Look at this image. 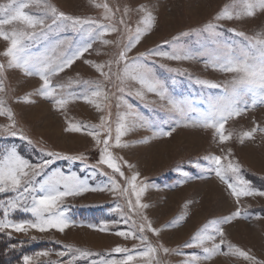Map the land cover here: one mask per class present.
<instances>
[{
	"label": "rangeland",
	"instance_id": "1",
	"mask_svg": "<svg viewBox=\"0 0 264 264\" xmlns=\"http://www.w3.org/2000/svg\"><path fill=\"white\" fill-rule=\"evenodd\" d=\"M6 0H0L5 3ZM33 6L26 9L33 15L45 18V24L51 25V18L45 16V10L35 6L36 0H31ZM59 12L81 19H92L99 23H112L118 32L105 36L103 39L113 41L104 45L99 41L77 59L69 68L50 77L54 86L63 85L62 94L66 97L81 96L88 93L90 83L103 82L104 90L109 94L103 110H97L93 105L76 99L70 102L64 110H56L50 99L40 95L42 81L39 76H26L19 69L7 67L8 58L2 53L8 47V42L0 39V64L5 65L3 76L0 77L5 88L0 97L10 108L16 124V129L31 140H21L19 136L0 133V158L6 150L15 148L19 155L32 164L46 159L53 162L44 170L37 181L46 179L54 173L75 175L93 187L104 186L114 177L122 187H128L126 180L113 173L106 165L99 164L101 144L97 146L91 136L83 132L66 131L69 123L88 125L89 129L102 131L101 118L107 121L111 128L113 141L116 128L120 123L126 125V134L122 142L129 144L127 148H112L117 157H122L129 164V169L123 167L124 177L130 179L139 173L137 186L147 185L141 197V202L150 207L144 214L152 222V226L162 229L157 237L151 232L145 235L153 247L158 249L155 260L158 264H187L191 256L200 257L198 264H251L236 255L215 254L205 259L203 247H212L206 243L203 247H187L189 242L206 226L222 220L237 209L235 198L227 185L223 183L205 159L212 155H225L230 150L231 159L240 167L241 176L257 191H264V131H257L251 139L240 142L243 132L254 127L264 129V104L258 102V97L251 91L246 92L241 100L249 105L248 111L239 117L229 119L225 125L226 133H232V138L221 145L213 129L200 126H183L190 121L199 119L210 110L211 104L227 95L223 87L234 74L214 70L212 63L215 56L223 57L227 48L231 47L235 55H240L241 49H247L249 44L256 49L264 46L257 40H264V10L257 9L252 17L241 16L239 19H220L216 17L227 8L233 13L241 12L245 2L256 3L258 0H46ZM107 4L113 20L104 19ZM143 8L155 16V26L144 36L140 43L129 53V57L143 56L152 51L183 50L194 58L188 60H170L155 55H148L143 61L152 69V75L163 85L166 96L163 100L132 80L121 84L116 76L104 82L89 63H104L114 61L120 51L116 41L127 42L128 33L119 21L123 19L133 32L146 15ZM127 10V15L125 11ZM59 23V22H58ZM69 26L63 30L52 25L46 36L28 41L29 51L38 57H49L59 62L70 54L77 45L88 39V25L74 31ZM212 24L216 26V34L204 29ZM12 25L5 26L11 30ZM23 29V25H15ZM29 31H31L29 29ZM39 32L40 29H37ZM187 33V35H184ZM235 33H243L236 35ZM179 37V39H175ZM175 45V47H174ZM255 51V49H253ZM209 62V63H206ZM174 69L176 71H169ZM106 72L108 68L104 69ZM123 63L112 64V72L122 73ZM197 80L216 83L222 87L212 89L196 83ZM123 87L124 91L119 89ZM143 96H138L137 92ZM230 91V89H229ZM24 100H31L25 103ZM169 100L181 102L183 111L172 108ZM255 103V107L252 104ZM10 121L6 116H0V127L7 126ZM175 129L170 137L160 133ZM105 134L99 139L103 140ZM147 141V142H145ZM58 153L61 156H83V160H65L50 158L46 153ZM227 161H225L226 163ZM196 165H199L197 167ZM9 199H16V194L6 192L0 194V204ZM135 200L134 196H120L110 191H89L78 196H70L62 202V209L72 225L63 233L55 229L39 232L28 229L26 232H0V264H24V257L32 258L31 264H60L67 262L72 255L59 256L68 247L80 249L99 255L88 258H78L72 264H91L92 260H121L128 254H137L145 248L138 239H124L115 235L117 231H127L133 226L131 222L124 223L121 213L114 211L119 205L127 214V200ZM30 205V198L26 201ZM239 208L242 217L230 224L223 225L225 232L224 250L227 243L248 252L259 264H264V196L242 197ZM3 218L0 211V219ZM14 222H34L30 212L22 207L9 213ZM140 222L139 217H133ZM94 226V227H93ZM107 226V231L99 230ZM167 226V227H165ZM140 233L137 232V235ZM217 243L219 238H217ZM167 248L168 253L160 249ZM116 247L129 250L128 253H115ZM47 252L48 255H40ZM131 264H145L137 255ZM155 264V262H154Z\"/></svg>",
	"mask_w": 264,
	"mask_h": 264
},
{
	"label": "snow or ice",
	"instance_id": "2",
	"mask_svg": "<svg viewBox=\"0 0 264 264\" xmlns=\"http://www.w3.org/2000/svg\"><path fill=\"white\" fill-rule=\"evenodd\" d=\"M32 6L31 0H6L5 3H0V39L8 42V47L2 53L3 56L8 58L7 67L9 69H19L26 76H39V79L42 81L40 95L46 99H50L56 110H64L70 102L76 99H81L93 105L97 110H103L102 104H106L109 99V94L103 88V82H85L91 84L87 94L66 97L62 94L64 86H54L51 83L50 77L71 67L77 59L81 58L85 52H88L92 48L94 42L99 41L104 45L112 44L113 41L103 38L118 32L119 29L112 23L105 24L92 19H81L68 16L63 12H59L55 6L48 4L46 0H36L35 6L43 8L45 10V16L51 18V25L46 26L45 18L26 11V9ZM103 7L106 10L104 19L111 22L114 14L111 13V9H109L107 4H104ZM257 9L264 10V0H258L256 3L245 2L244 9L241 12L233 13L225 8L224 11L217 15L216 19L232 20L234 18L239 19L241 16L252 17L255 15ZM140 10L146 12V15L140 21L143 27L138 25L134 32L127 26L123 19L119 21L121 25H124V31L128 33V36L126 43L121 44L123 37L115 42L117 47L120 48V51L114 61H110L107 64L91 63L90 61H85V63H89L91 67L103 77L104 82L111 80L113 75L116 76V79L119 80L121 84L125 83L127 80H132L137 82L142 89H146L148 93H153L163 100L166 96L163 85L158 79L153 77L151 67L143 61L148 55H155L176 61L188 60L194 57L183 50L174 51L172 54L167 51H152L143 56L129 57V53L155 26V16L143 8ZM125 15H127V10L125 11ZM68 22H70V26L74 31L78 30V26L79 28H83L84 25H88V39L77 45L70 54L64 56L59 62H54L47 56L42 58L30 53L29 43L27 42L46 36L47 32L44 31L45 27L51 30L52 25H55L57 28L63 30V28L69 26ZM17 24L23 25V29H17L15 27ZM9 25L13 26L12 29L6 30L5 26ZM29 29L31 31H29ZM37 29H40V31L38 32ZM204 30L211 34H216V26L212 24H209ZM235 34L243 35V33ZM184 35H187V33ZM175 39H179V37ZM256 43L264 45V40H257ZM253 49H255V51H253ZM113 63L116 65L123 63L122 73L112 72ZM210 63H212L214 70L218 69L223 73L234 74L232 79L223 86L227 95L213 101L210 110L202 114L199 119L190 121L183 126H200L204 129H213L219 144L223 145L232 138V133H226L225 131L227 121L239 117L249 109V105L243 103L241 97L246 92L251 91L258 97V102L264 104V46L256 49V46L250 43L247 49H241L240 55H235L233 49L229 47L223 57L219 55L215 56ZM105 67L108 68L107 72L104 70ZM4 70L5 65L0 64V77L3 76ZM169 71L176 70L169 69ZM196 83L212 89L222 87L221 85L208 81L197 80ZM119 90L121 92L124 91L123 87H120ZM4 92L5 88L2 79H0V93ZM136 94L141 97L143 96V93L139 91ZM23 102L31 103L32 101L24 100ZM169 103L173 109L181 112L183 111L181 102L169 100ZM252 107H255V103L252 104ZM0 116H6L10 121L7 126L0 127V133L14 137L19 136L21 140H27L29 144L31 143V140H28L22 131L16 129L14 115L11 109L6 107V102L3 97H0ZM106 124L107 121L101 118L100 127L103 129V132L95 129L90 130L88 125L74 123H69L66 131L83 132L91 136L97 146L102 144L103 147L100 149L98 163L106 165L113 173L119 174L121 178L126 180L128 187H122L114 177L109 178L110 183L108 185L93 187L89 185L86 180H82L75 175L66 176L62 172L54 173L46 179L37 181L35 178L42 176L44 170L53 160L46 159L40 163L32 164L28 160L23 159L15 148L8 149L6 150V154L0 158V194L12 192L16 194V199H9L5 203L0 204V211H2L3 215V218L0 219V232L8 231L10 234L11 232H26L28 229H34L39 232L55 229L63 233L65 229L72 225V221L68 219L65 211L61 207L65 198L82 195L89 191H110L120 196L131 195L135 197V200H127V214H125L124 210L119 205L116 206L114 211H119L121 213V220H123L124 223L130 221L133 227L127 231H117L115 235L124 239H138L141 244L145 245V248L135 255L128 254L126 258L121 260H92L91 264H131V262L137 258V255L145 261V264H154V262L158 264V261L155 260L158 249L153 247L147 237L143 235L145 232H151L158 237L162 231V229L154 228L152 222L144 214V210L150 207L148 204L141 202V197L146 191L147 185L137 186L139 173H135L130 179L125 178L122 168L127 167L131 169L134 165L123 160L122 157L115 156L111 151L112 148L129 147V144L122 142V137L127 131L126 125L120 123L117 126L113 141L111 128L107 127ZM173 131H175L174 128L162 132L160 135L170 137ZM257 131H264V129H259V126H257L251 131L243 132L239 137L240 142L243 143L246 138H253ZM105 133V138L103 140L99 139V137ZM46 155L50 158L73 161L84 159L83 156H61L58 153L52 152H48ZM230 156L231 151L229 150L225 155H212L205 157V159L211 165L208 171L214 172L215 176L227 185L231 195L236 200L237 209L222 220L213 222L210 227L206 226L193 238L195 243L189 242L186 246L203 247L206 243L210 242L212 247H203L205 259L211 258L217 253L223 255L233 254L244 260L250 261L251 264H259L248 252L233 246L231 243H227V251L224 250L226 241L224 239L225 232L223 225L230 224L237 219L247 218L246 214L242 217L239 208L241 198L264 196V191L253 189L249 182L241 176L239 165L229 159ZM225 161L227 162L225 163ZM196 166L199 167V165ZM29 198L31 201L30 205L26 203ZM21 207L23 211L31 213L35 218L34 222H14L9 218L10 210L15 211ZM133 217H139L140 222L137 223V220ZM99 230L107 231V226ZM137 232L140 234L137 235ZM217 238H219L218 243L216 242ZM160 249L166 254L169 251L167 248H164L162 244L160 245ZM113 251L115 253L129 252L128 249L122 247H116ZM71 253H78L79 256L72 255L67 262L62 260L60 264H72V261L78 258H88L99 255L72 247H68L65 252L57 253V255L63 257ZM40 255H48V253L43 252L40 253ZM199 260L200 257L193 255L187 261V264H198ZM31 261V257H24V264H31ZM53 264H56V262H53Z\"/></svg>",
	"mask_w": 264,
	"mask_h": 264
},
{
	"label": "trees",
	"instance_id": "3",
	"mask_svg": "<svg viewBox=\"0 0 264 264\" xmlns=\"http://www.w3.org/2000/svg\"><path fill=\"white\" fill-rule=\"evenodd\" d=\"M0 262H1V260H0Z\"/></svg>",
	"mask_w": 264,
	"mask_h": 264
}]
</instances>
